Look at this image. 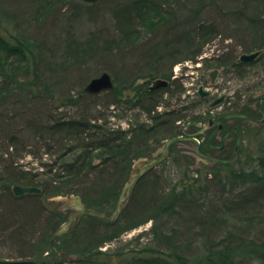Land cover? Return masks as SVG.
Listing matches in <instances>:
<instances>
[{
  "label": "trees",
  "instance_id": "16d2710c",
  "mask_svg": "<svg viewBox=\"0 0 264 264\" xmlns=\"http://www.w3.org/2000/svg\"><path fill=\"white\" fill-rule=\"evenodd\" d=\"M76 1L35 0L33 2L37 4L24 17L30 23L40 25V10H47L48 14L60 6L63 8L71 6L74 14L80 16L82 6ZM125 1L115 0L118 7L115 18L121 33L118 38L101 39L96 33H90L83 40L75 38L66 40L63 47L58 43L52 50L47 43L46 34L47 42H42L40 39L44 35L38 30L39 38L35 36L33 41L31 36L25 37L21 34L18 38V43L21 44L11 47L8 51L9 55L22 56L23 44L32 40L34 47L32 46L31 52L40 57V62L32 71L28 68L23 69L19 61L11 62L10 67L5 70L4 66L8 63L3 65L0 58V108L11 102V97L15 95L13 104L10 103L13 106L9 110L11 114L3 112L0 115V120L8 122L5 125L1 123L2 130L9 131L13 125L16 127L12 129L14 132L9 136L7 144V154L12 160L5 173L4 169L3 173H0V181H4L0 190V259H30L41 263L53 255L50 241L65 219L63 213L53 207V202L51 204L48 201L49 196L79 195L86 207L111 215L123 186L136 171L135 162L153 155L168 139L182 134L179 120L189 118V121L195 117L190 110L196 103L189 105L177 103V106L169 109L170 102L164 99L165 94L168 93L171 97L178 96V100L181 101L185 92L183 84L178 79L173 80L169 70L159 74L146 73L141 78L148 80L138 85L135 81L136 84H133L135 87L146 84L147 88L141 92V97L137 101L127 103L126 106L145 112L147 117L141 120L140 113L139 115L135 113V121L131 122L129 129L113 128L111 125L112 107L116 108L122 102L116 96L102 101L98 98L100 95L89 94L84 89L63 93L64 96L61 98L56 95L55 88L60 90L59 84L61 87L73 89L75 80L85 82L81 73L85 71L86 66L94 62L110 63L136 57L138 52L126 51L123 46L136 44L140 40V33H135V29L132 28L137 15L142 16L143 25L148 27V30L157 27V24L148 25V22L168 19L167 23L171 24L165 25V33L168 30L173 31L177 26L180 29L181 25H178L180 20L177 22L180 13L186 12L187 20L194 23V28L189 29L190 31L180 30L175 42L166 41L156 46L155 49L158 48L156 51L143 49L144 54L141 52L143 57H150L153 51L155 53L167 51L163 52L164 54L157 53L156 61L160 65L171 62L170 69L180 60L178 56L184 53L189 52L187 58L196 60L203 51V46L195 49L198 41L205 44L221 31L217 28L216 21L202 19V13L208 4L215 5L218 0L208 2L129 0L131 9L127 8L128 2ZM237 1L230 0L228 3ZM254 2L264 5L263 0H253L252 3ZM171 3H176L178 7L176 11L170 12L165 9V6ZM248 4L242 2V9L224 15L221 8L216 10L224 21L231 15L239 21L240 18L246 17L248 8L254 9V12L260 11L254 5ZM152 12H157L156 17L152 16ZM123 15L128 19L123 20ZM249 22L253 28H261L260 33L264 31V17L261 15L249 17ZM171 26L175 27L171 29ZM15 28L25 30L18 24ZM237 29L242 30L239 32L244 30L242 26ZM257 35L263 37L259 33ZM177 45L183 47L180 49ZM45 49L52 55L49 56L50 59L53 55L55 58L61 49L62 54L56 57L61 61L53 63L44 59ZM169 49L172 51H168ZM237 58L238 55L235 53L231 58L232 62L230 59L222 58H217L216 61L218 64L231 66L232 71H235L239 65L234 61ZM45 72L51 74L50 79L54 84L45 76ZM31 75L44 83L43 90H37L33 79L30 81L21 79ZM63 76L67 77L66 81ZM156 76L171 80L167 88L149 89L151 79ZM60 78L62 81H57ZM80 88L83 86L80 85ZM161 89L164 93L160 95L158 93ZM162 102L166 110L160 112L158 107ZM64 107L75 108V111L73 113L64 111L62 109ZM11 119L13 120L9 121ZM175 145L171 147L164 161L149 169L141 177L114 222L109 223L97 217L84 215L69 233L59 239L57 245L62 252L76 255V259L69 261V264H174L172 256L195 258L194 254L202 249H205L210 257L217 259V262L232 264L233 252L240 249L242 244L232 246L229 243L231 234H222L221 231L227 226L226 219L230 222L235 212H240L242 208L243 211L247 210L245 218L250 221L256 216L254 209L257 212L263 207L264 164L260 159L255 166L250 163V167L238 169V164L243 163L245 159L242 152V159L233 164L216 163L208 166L201 162L207 170L201 178H194L188 166L195 158L183 157L177 153ZM10 147L12 151H9ZM24 152L39 158L42 169L23 170L21 165L15 166L16 158L23 157ZM258 154L264 158V148H261ZM45 155L51 159L43 160ZM168 162L172 167L179 168L180 176L177 179L165 172ZM221 165L225 171L216 170ZM15 184L39 186L42 193L17 196L13 191ZM7 211L12 212V216L8 215ZM150 221L152 227L149 233L152 238L146 243H141V239L147 234L144 231L115 248L102 249L107 244L119 241L125 233ZM189 223H193V226H189ZM219 228L220 233L216 234ZM203 237L206 243L202 241ZM134 242L137 245L130 246ZM200 261V264H204V260ZM205 264H210V261H205Z\"/></svg>",
  "mask_w": 264,
  "mask_h": 264
},
{
  "label": "rangeland",
  "instance_id": "374dc122",
  "mask_svg": "<svg viewBox=\"0 0 264 264\" xmlns=\"http://www.w3.org/2000/svg\"><path fill=\"white\" fill-rule=\"evenodd\" d=\"M33 1L35 0H0V39H2L0 41V58H1V63L3 65H5L6 62L8 63L7 65L4 66L5 70H7L10 67L9 64H11V62L13 61H16V62L19 61L18 63H20L23 69L28 68V70L30 71H32L38 65V63L40 62L39 61L40 57L31 52L32 48L34 47L32 40L34 41L35 36L38 37L37 36L38 30H40L42 35H44V36H41L40 40L42 42L43 41L47 42V39H48L47 43L48 45L50 44L49 46L51 47L52 50H53V47L58 43L60 44L61 47H63V44L65 43L66 40L70 38L83 40L87 36H89L90 33H96L97 36L101 39H112V38L114 39V38H118L121 36V33L119 32V29L117 28V21L115 18V13H117L116 9L118 8L115 0H100L96 2L97 4H94V5H85L88 3H84L82 0H77L76 2H78V4L82 6V10H83L82 13L79 14L80 16H76L74 14V12L71 10V6H67V7L64 6V8L60 6L61 9L60 7H57L56 9L52 10L48 14L46 13L47 10H40L39 12V14H41L39 16V18L41 19L40 25H35L33 23H30V21L26 17H24L25 15H28L30 11L33 10V7L35 6V4H37ZM204 1L208 2L210 0H204ZM228 1L230 0H218L215 2V5L214 4L212 5L210 3L211 5L208 4L205 12L202 13V19H204L205 21H212V22L216 21V23L218 24L217 28L221 30L209 42L205 44H201V41H198L199 43L195 47L196 49L197 47L203 46L202 47L203 51L201 55L211 59V61H209V63L206 64L207 66L212 67L214 65H218L215 59L218 58L219 56L223 57L226 55V58L231 59L235 55V53H237L238 56L243 53H252L254 46L256 44L264 42V31L260 33L261 28H257V29L256 27L253 28V25L251 26L249 22V17H252L254 15L255 17H257L259 14L262 17H264V13H262V11H264V5L256 4L255 2L252 3L253 0H241V2L240 0L239 1L235 0L237 1V3L236 2L228 3ZM125 2H128L127 8L131 9L132 5L129 2V0L128 1L126 0ZM242 2L249 3L248 4L249 6L250 4H252L260 11L254 12V9H249V8L246 9L247 8L246 7L244 9H246L245 18L247 19L245 18L241 19L240 17H237V18H240L239 21L238 19L235 18V16H232V15L229 16L226 19V21H224L220 18L222 17V15H219L217 13L218 11L216 10V8H221L223 15L224 13H228V12H231V13L236 12L237 10L242 9L241 8V6H243L241 5ZM165 9L167 11L172 12V11H176L178 7L176 3L175 4L171 3V4H168V6H165ZM156 15H157V12H152L153 17H156ZM177 17H179L177 18V22H179L178 20H180V23L178 24V25H181L180 29L178 28V26L177 27L171 26V29L172 27L173 28L175 27V29L173 31L170 30V32H168L169 31L168 30L165 33L164 31L165 25L170 26L171 24L169 22H168L169 24L167 23L168 19H160V20L156 19V20H153L152 22H148V25L157 24L156 25L157 27L153 28L152 30L151 29L148 30L147 29L148 27L143 25L144 23H143L142 16L138 17L137 15V18L135 17L136 21H134L136 23L135 25L134 24L132 25L133 26L132 28L133 30L135 29L134 30L135 33H140L139 34L140 40L136 44L131 43L127 46H123L126 51L134 50L138 52L136 57L134 56L133 58L125 59L124 61H117V62L110 61V63H100V62L95 63L94 62L90 66H86L87 68L85 69V71L81 73L82 74L81 76H83L82 79H84L85 82H82L79 79L75 80L73 89L72 88L70 89V87L67 88V86L61 87V85L59 84L60 90L58 88H55L56 95L61 98L62 96H64L63 93H67V92L69 93L71 91L76 92L77 90L82 91L84 89V86L89 82V80H91L92 78L96 76L101 75L103 72H109L112 75L114 81L116 82V88L115 90H113V92L112 91L109 92L108 90L102 91L100 94H98L100 95L98 96V98L102 101L108 100L111 97L114 98L115 96L117 99H121L122 102H120V106L113 109V114L114 113L116 114H114V117L112 120L116 124L122 123V125L125 128H129V125H131V122H133V120L135 121V116H136L135 113L137 114L140 113L141 120L145 119L146 117V114H144L143 112H139L137 109L136 110L131 109L128 105L126 106L127 103L137 101L141 97L143 90L147 88L146 84L135 87L133 85L135 81H137L136 82L137 84L135 83L136 85L143 82L144 79H142L141 77L142 75H145L146 73L159 74V73H165L169 70V72H171L173 76L177 75L175 67L181 64V69H179L178 71L180 82L183 84L185 89L191 88L190 92L188 91L185 92V94L189 95V98L185 99L184 96L181 98V100H184L185 102L183 104L185 105L187 103H196L195 107L190 110L191 114H198V113H201V111L206 110L207 108H209L208 102L212 98L207 99V101L205 102L200 101L201 99L199 95H197V90L199 86L202 85L201 74L202 73L208 74L210 71H213L215 68L211 69V67H203V68L201 67L202 69H198L199 66L196 64V62L194 60H191L190 58H187L189 55V52L179 55L178 59L180 60L173 65L172 69H170L171 62H166L165 65H160L156 61L158 58L157 53L162 54L163 52L164 53L167 52V51L161 50V52L155 53L156 49H158V48L155 49L156 46H158L159 44L162 45L166 41L175 42V40H177L176 38H177V35H179L180 30L183 32L185 30L194 28V23L192 21L187 20L188 14L186 12L180 13ZM122 19L126 20L128 19V17L123 15ZM17 24L20 26H23L25 30L20 31L19 30L20 28H15ZM241 26L244 29L243 32H239L242 30L237 29ZM155 29L157 30L154 31ZM225 33L227 34V36H225ZM257 33H259V35L263 37H259ZM21 34L25 35V37L31 36L32 40H29L28 43L23 44L24 51H23L22 56H17V55H12V54L9 55L8 51L11 47L21 44V43H18L19 41L18 38L21 37ZM45 34L47 36L46 37L47 39L45 38ZM137 38L136 40H138ZM235 45H236V48H232V49H235V51H231V46L234 47ZM177 46H179L180 49L181 47H183V45L182 46L177 45ZM226 47H228L229 50L226 49ZM143 49L144 50L152 49L155 51H153L150 57L149 56L143 57L142 56V54H144ZM192 49H194V47ZM168 51H172V50L169 49ZM113 52H115V50ZM141 52L143 53L141 54ZM44 53H45L44 59L46 58V60L48 59V61H52L53 63L54 62L59 63L61 61L60 58H56L58 57V54L59 56L62 54L61 49L60 51H58V53H56V56H55L56 59L54 58V55H53V58L50 59L49 56H52V55H50V52L48 50L45 49ZM198 61H199V58H198ZM234 61L236 60L234 59ZM187 62L189 66H184ZM231 69L232 67L229 68V65L226 66L224 63L222 64V66H219L220 75L218 77L216 85H218L220 93L225 91L228 94H233V93L239 92L240 90H243L244 92L246 91V93L248 94L249 91L252 90V87L253 88L255 87V84L259 81V79L263 78V74L260 71L258 72V70H256L255 68L247 67V68H244L243 71H240V73L236 71H232ZM44 74L49 79V81L52 84H54L53 81L50 79L51 74L48 72H45ZM63 77L66 81L67 77L65 76ZM61 78L57 79V81H62ZM21 79H24L23 81H26V80L30 81L33 79V82L36 83L37 90L39 91L43 90L45 87L44 83H42L39 78L33 77V75H31L28 78H21ZM70 79H72V77ZM192 82L195 83L194 88L196 90L192 88L193 87ZM80 85L83 86L82 89L81 88L79 89ZM126 85H128L129 87ZM210 90L216 93V95L220 94L219 91H216V88H212ZM194 93H196L195 96H193ZM13 96L11 97V100H10L11 102L6 103L3 107L0 108V115L3 112H5L6 114L8 113L11 114L9 110L11 109V107H13L12 105H10V103L13 104V101H14L13 99H15V97ZM178 98H179L178 96L171 97L170 94H167L164 96V99L170 102L169 109H171V107L173 106L174 107L177 106V103H181V101H179ZM256 99L257 98L254 96L251 97V101L253 100L255 102ZM246 100H247V97H246ZM59 101L60 100H56V102H59ZM62 109H64V111H69L71 113L75 111V108H72V107H64ZM159 110L160 108L158 109V111ZM164 110L166 109L163 108L160 111H164ZM256 113H255L256 115L260 114L259 116H261V112L258 109ZM12 120L13 119L9 121H12ZM241 122H242L241 124L244 129L242 133L241 148L243 150L245 159L242 161L243 163L238 164L237 168L240 169L242 167H250L251 164L255 166L256 163H258L260 159H261V162H263L264 164V158H261V156L258 154L259 150L261 148H264V143H263L264 125H257L256 123H254V121H251V120H241ZM1 123L5 125V123H8V122H4L0 120V155L3 156V157L2 156L0 157V173H3L2 169H4V173H5V170L8 168V166L10 165V161L12 160L10 159L12 157L7 154V144L9 143L8 138L14 132L12 129L16 127L15 125H13V128H10L9 131L8 130L6 131L5 129H4L5 131H3ZM233 145H235L234 140L232 141V148L229 149V152H228L231 154L227 157V159H231L236 156ZM175 148L177 150V153H179L183 157L190 156L192 158H195V160L192 161V163H190L188 167L190 168V170H192L191 171L192 177L201 178L202 175H204L207 168L203 167L201 164V159L196 152L197 144L193 141L184 140L182 142L176 143ZM161 149L162 147H160L153 154V156L158 155ZM9 151H12V147L9 148ZM216 154H217L216 152H213V151L210 152V155H213L214 157L217 156ZM22 155L23 157L16 158L15 163H14L15 166L21 165L23 170L37 171L38 169L40 170L42 169L40 165V160H38L39 158H35L33 157L32 154H29L27 152H24ZM50 159H51L50 156H47V155L43 156V160L45 161H49ZM252 161H254V163H252ZM214 164L215 163H212V162L207 163L208 166H211ZM35 168H38V169H35ZM160 170L161 171L163 170L162 167L160 168ZM216 170L218 171L220 170V172L225 171L222 165L216 168ZM165 172L170 173L176 179L180 176L179 168L172 167L169 162L165 166ZM3 182L4 181H0V190L2 188ZM72 196L73 195H70V196L67 195L66 197L70 198ZM51 197L53 198L54 196H49L48 199H51ZM49 202L51 204L53 202L52 204L53 207L56 208L57 210H60L63 213V219L65 220L67 219V217L71 214L73 210L71 206L65 207L64 201L50 200ZM246 211H243V208H242L240 213L233 212L234 216L231 217L230 222H228V219H226L227 220L226 225L228 229L237 230V232L242 233L241 234L242 236L246 237L243 240L242 247L240 249H237L238 251L236 250L233 252L232 264H264V204H263V207L260 208V211L256 212L254 209L256 216L254 219L250 221H247L245 218L247 217ZM7 214L8 215L11 214L12 216V212L10 211L9 212L7 211ZM251 214L252 213H250V215ZM76 224L77 222L74 224L72 229L75 227ZM195 224L196 223H194V225ZM189 226H193V223H189ZM151 227H152V222L150 221L140 226L139 228H136L132 231L125 233L119 241H115L111 244H107L106 246L102 247V249L106 250L107 248H110V247L115 248L119 246L120 244L126 243L127 241H129L130 239L134 238L136 235L144 231H146L147 234L141 239V243H146L150 238H152L151 233H149V230L151 229ZM237 227L239 229H237ZM218 233H220V228L217 230L216 234ZM202 241L206 243L205 237L202 238ZM207 241H208V238H207ZM135 245L137 244L134 242L130 246H135ZM204 250L205 249L198 250L196 254H194L195 258L178 257L177 255H174L172 256L171 259L173 260L174 264H200L201 262L200 260L202 261L204 260L203 261L204 264H205V261L207 262L210 261V264H221L220 262H217V259L210 257L209 254H207V251H204ZM198 257H202V258H198ZM65 258L67 259L66 264H69V261H71L72 259H76V255L66 254ZM52 259H54V254L51 255V257L48 260H52ZM213 261H216L217 263L216 262L213 263Z\"/></svg>",
  "mask_w": 264,
  "mask_h": 264
},
{
  "label": "flooded vegetation",
  "instance_id": "af4514ba",
  "mask_svg": "<svg viewBox=\"0 0 264 264\" xmlns=\"http://www.w3.org/2000/svg\"><path fill=\"white\" fill-rule=\"evenodd\" d=\"M232 48H236V45L234 47L231 46V51H235V49ZM226 49L229 50L228 47H226ZM252 52H259V54L256 58L249 62L241 61L240 59L236 60V63L239 65L235 68V71L240 73V71H243L244 68L251 67L263 74V78L259 79V81L255 84V87H252V90L249 91L248 94L246 91L244 92L243 90H240L239 92L233 94H228L224 91L223 93L216 95V93L210 89L216 88V91H219L218 85L216 84L220 75L219 66L222 65L218 64L219 66L214 65L212 67L207 66L206 64L209 63L211 59L203 55L198 56L195 60L196 64L199 66L198 69H202L203 67H211V69L215 68L208 74H201L202 85H204L211 92V94L202 98L199 93V88L197 90V95H199L201 99L200 101L205 102L207 99H212L208 102L209 108L201 111V113L194 114L193 116L195 117H192V119H190L188 122H186V120H179L178 124L182 126V133L196 137L198 139L199 148L202 151L204 157L207 156L217 160L227 159V157L231 154L228 152L229 149L232 148V141L234 140L235 145L233 146L236 153L234 158H236L239 153L237 161L241 160L243 155V150L241 148L242 133L244 131L241 120H251L257 125H264V42L256 44ZM218 58H222L223 60L230 59L226 58V55L223 57L219 56ZM230 62H232L231 59ZM230 67L231 66H229V68ZM171 78L173 80L178 79V77L173 76V74ZM178 80L180 81V79ZM194 84L195 83L192 82V88L196 90L194 88ZM186 91L190 92L191 88L186 89ZM163 93L164 90L161 89L158 94L161 95ZM167 94L168 93L165 95ZM195 94L196 93H194L193 96H195ZM223 95L224 100L222 101L221 105L213 108L212 104L216 101V99ZM249 96H254L257 99L255 102L253 100L251 101V97ZM246 97L248 101L246 100ZM184 98H189V95L184 94ZM183 103L184 100H181L180 105H184ZM189 104L193 103H187L186 105ZM159 108H164V102L159 105ZM257 109L261 112V116H259L260 114L256 115ZM212 151L216 152L217 156L214 157L213 155H210V152ZM204 157L200 156V159L203 162L220 163L219 161H211Z\"/></svg>",
  "mask_w": 264,
  "mask_h": 264
},
{
  "label": "water",
  "instance_id": "95a60500",
  "mask_svg": "<svg viewBox=\"0 0 264 264\" xmlns=\"http://www.w3.org/2000/svg\"><path fill=\"white\" fill-rule=\"evenodd\" d=\"M83 1L86 3H94L99 0H83ZM258 54L259 52H254L251 54H243L241 56V59L244 61H252L254 58L257 57ZM146 80L147 79H144L143 82H145ZM168 83H169V80L167 79L157 78V79L152 80L150 89L154 90L159 87L166 86L168 85ZM115 86L116 85H115L112 75L109 72H103L101 75L92 78L86 84L84 90L89 94H99L105 90H113ZM200 94L202 96H209L211 92L205 90L204 87L201 86ZM223 100H224V95L218 98L212 104V106L213 107L217 106ZM186 139L196 141V139L193 136H189V135H181V136L173 137L164 144L162 152L160 154L155 155V156H150L148 158L137 161V167H138L137 171L129 178V180L126 182V184L122 188L117 204H116V207L110 216L96 209L86 207L84 203L82 202V199L80 196H76L75 198H67L64 196H54L53 198H51L50 200L64 201L65 207L72 206L75 208V211L74 213L68 216L67 220L58 228V230L55 232L54 236L51 239L50 243H51L52 251L54 252V259L51 261L42 262L40 264H65L66 259L63 256L56 242L61 237H63L65 234L70 232L74 224L84 215H90L93 217H97L106 222H114L119 217L124 204L126 203L128 197L131 194L132 189L135 187V185L138 183L141 177L148 171V169L159 164L168 156L169 151L174 143L179 142L181 140H186ZM197 152L200 155H202V153L199 151V146L197 147ZM234 161L235 160H222V162L224 163H230ZM13 190H14L15 195L17 196H22L25 194L42 193V189L38 186H24V185H19V184L14 185ZM0 264H37V263L31 260H26V259H19V260L0 259Z\"/></svg>",
  "mask_w": 264,
  "mask_h": 264
},
{
  "label": "bare ground",
  "instance_id": "6f19581e",
  "mask_svg": "<svg viewBox=\"0 0 264 264\" xmlns=\"http://www.w3.org/2000/svg\"><path fill=\"white\" fill-rule=\"evenodd\" d=\"M143 113L146 114L145 112H143ZM146 117H147V114H146ZM237 213H240V212L237 211ZM237 229H239V228L237 227ZM222 234H228V235L231 234V236H230L231 239L229 240V243H231V245H233V246H236V245L238 246V245L243 244V240L246 238L245 236L241 235L242 233L237 232V230H230V229H228L227 226L223 229Z\"/></svg>",
  "mask_w": 264,
  "mask_h": 264
}]
</instances>
